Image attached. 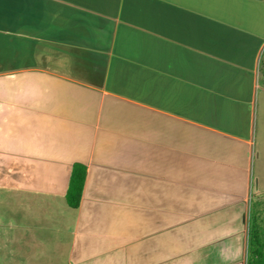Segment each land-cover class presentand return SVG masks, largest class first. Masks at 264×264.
I'll return each mask as SVG.
<instances>
[{
	"label": "crops",
	"instance_id": "1",
	"mask_svg": "<svg viewBox=\"0 0 264 264\" xmlns=\"http://www.w3.org/2000/svg\"><path fill=\"white\" fill-rule=\"evenodd\" d=\"M263 57L264 0H0V264H247Z\"/></svg>",
	"mask_w": 264,
	"mask_h": 264
},
{
	"label": "trees",
	"instance_id": "2",
	"mask_svg": "<svg viewBox=\"0 0 264 264\" xmlns=\"http://www.w3.org/2000/svg\"><path fill=\"white\" fill-rule=\"evenodd\" d=\"M86 174V164L73 163L66 191L67 202L73 208L80 205ZM256 197L251 201L248 218L247 264H264V194Z\"/></svg>",
	"mask_w": 264,
	"mask_h": 264
},
{
	"label": "rangeland",
	"instance_id": "3",
	"mask_svg": "<svg viewBox=\"0 0 264 264\" xmlns=\"http://www.w3.org/2000/svg\"><path fill=\"white\" fill-rule=\"evenodd\" d=\"M264 57L261 61V78L264 84ZM255 118L254 146L252 150V175L254 180L253 200L257 195L264 194V86L257 95ZM5 174H0V181H4ZM252 201V200H251Z\"/></svg>",
	"mask_w": 264,
	"mask_h": 264
}]
</instances>
